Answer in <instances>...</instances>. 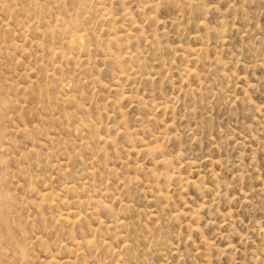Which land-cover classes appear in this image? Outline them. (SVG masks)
I'll return each mask as SVG.
<instances>
[{"label":"rangeland","instance_id":"obj_1","mask_svg":"<svg viewBox=\"0 0 264 264\" xmlns=\"http://www.w3.org/2000/svg\"><path fill=\"white\" fill-rule=\"evenodd\" d=\"M0 264H264V0H0Z\"/></svg>","mask_w":264,"mask_h":264}]
</instances>
